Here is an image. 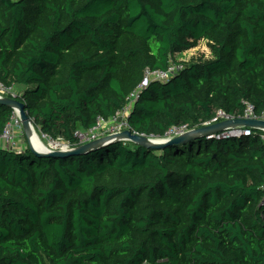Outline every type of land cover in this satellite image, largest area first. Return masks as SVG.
<instances>
[{"label": "trees", "instance_id": "16d2710c", "mask_svg": "<svg viewBox=\"0 0 264 264\" xmlns=\"http://www.w3.org/2000/svg\"><path fill=\"white\" fill-rule=\"evenodd\" d=\"M206 41L210 58L180 62ZM52 51L56 55H52ZM152 81L132 131L264 112V0H0V84L34 126L78 144ZM0 104V133L12 120ZM199 136L82 155L0 147V264H264V143Z\"/></svg>", "mask_w": 264, "mask_h": 264}, {"label": "built area", "instance_id": "2783aa9c", "mask_svg": "<svg viewBox=\"0 0 264 264\" xmlns=\"http://www.w3.org/2000/svg\"><path fill=\"white\" fill-rule=\"evenodd\" d=\"M185 56L180 59V62H185ZM182 69V65H179L177 63H171L169 66L168 70L162 71V70H156V71H151L150 69H147L145 72V76L140 83V85L134 90L133 93L130 94V96L127 98L126 105L124 108H122L120 111L117 112V114L113 117H110L109 119H105L103 117H99L97 120V124L95 127H93L90 130H78L76 132V136L78 137V144L77 146H80L82 144H86L89 142H92L94 140H97L99 138L109 136V135H114V134H119L123 132L124 130L130 129L129 123H128V117L131 114V111L135 105V103L138 101L140 98L141 92L148 87V85L152 81H164L167 80L168 78L172 77L174 74L178 73ZM12 88H6L2 84H0V92H5V90H10ZM15 95V94H12ZM2 97V96H0ZM17 114L15 113L14 117L12 120L7 124L5 127L4 131L0 133V142H5V145L7 147H10L11 145H15V135L14 131L16 128H19L20 121L17 119L15 121V117ZM253 118V119H263L264 120V112L261 115H257L253 111V106L248 104L246 114L243 117H236L227 114L226 112L222 110H217L215 113V116L208 121H203L199 125L194 126V127H189V125H180V126H173L170 128V130L166 133L165 137H171L174 135L180 136L185 134L186 132L195 129V128H200L202 126H208L214 123H218L223 120L227 119H234V118ZM23 128V124H22ZM261 130L260 137L264 143V129H259ZM134 132V131H133ZM137 133V132H134ZM253 128L251 127H245V126H238V127H231L227 129L224 132L220 133H214L207 135L209 137L215 138V139H224V138H233V139H241L244 137L252 136L253 135ZM138 134V133H137ZM47 136V135H45ZM49 137V136H47ZM50 138V137H49ZM52 139V138H50ZM53 140V139H52ZM53 141H62V140H53ZM65 144L61 143H56L57 146H60V148H55V150H70L73 149L77 146H74L68 142H64ZM49 149V148H48ZM51 150V149H49ZM264 189V185L262 187Z\"/></svg>", "mask_w": 264, "mask_h": 264}, {"label": "water", "instance_id": "95a60500", "mask_svg": "<svg viewBox=\"0 0 264 264\" xmlns=\"http://www.w3.org/2000/svg\"><path fill=\"white\" fill-rule=\"evenodd\" d=\"M0 104L8 105L14 109L15 113L22 121L23 128L25 130V133L27 135V138L30 144V147H29L30 150L39 157L41 156L43 157H48V156L66 157L70 155H82V154L89 153L93 150L102 148L108 144H111L117 141H131L141 146L153 148L156 150H162L169 145L185 143L188 140L195 138V137H199V136H205V135H210L214 133L224 132L231 127L245 126V127H251L254 129H264L263 119H253L250 117L234 118V119L223 120V121H220L218 123H214L208 126L195 128L180 136L174 135L171 137L162 138L161 140L157 138L158 140H160L157 142L151 141L152 138H156V137H150L144 134H137V133H134L132 130L127 129L119 134L105 136L97 140H94L92 142L82 144L70 150H61V149L49 150L48 149L47 151L41 152V151L36 150L32 145L31 137L33 135V130L35 129V127H34L32 119L30 118L26 110L25 104L21 101H18L15 97H0Z\"/></svg>", "mask_w": 264, "mask_h": 264}, {"label": "rangeland", "instance_id": "374dc122", "mask_svg": "<svg viewBox=\"0 0 264 264\" xmlns=\"http://www.w3.org/2000/svg\"><path fill=\"white\" fill-rule=\"evenodd\" d=\"M52 55L55 56L56 52L52 51ZM200 57H204V58H210V49L208 47V44L206 41H201L199 43V45L193 49H190L189 51L185 52V60L187 62H189L192 59H197ZM23 88L21 86H14L12 89L10 90H5V92H0V96L2 97H9L12 94H16V93H20L22 92ZM19 119L17 116L15 117V121ZM20 120V119H19ZM21 121V120H20ZM197 126V125H196ZM35 127V126H34ZM203 127V126H202ZM38 135L40 136V138L43 140V142L45 143V146L48 147L51 150H55V148H60V146H57L56 143H63L62 141H53L52 139H50L49 137L45 136L42 132L40 127H35ZM82 130V129H80ZM14 135H15V145H11L10 147H7L5 145V142H0V147L4 148V149H10L12 151L15 152H23L26 150V148L30 147L27 135L25 133L24 128H22V123H20L19 128H16L14 131ZM170 137V136H169ZM159 137H156V139ZM163 138H167V137H163ZM162 139V138H159Z\"/></svg>", "mask_w": 264, "mask_h": 264}, {"label": "bare ground", "instance_id": "6f19581e", "mask_svg": "<svg viewBox=\"0 0 264 264\" xmlns=\"http://www.w3.org/2000/svg\"><path fill=\"white\" fill-rule=\"evenodd\" d=\"M161 140V139H160ZM156 138H152V142H157V141H160ZM31 142H32V145L33 147L38 150V151H47L48 150V147L45 146V143L43 142V140L40 138V136L38 135L36 129L33 130V135L31 137Z\"/></svg>", "mask_w": 264, "mask_h": 264}]
</instances>
